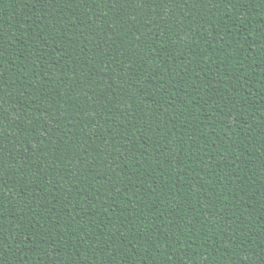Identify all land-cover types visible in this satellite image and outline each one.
<instances>
[{"label": "trees", "instance_id": "1", "mask_svg": "<svg viewBox=\"0 0 264 264\" xmlns=\"http://www.w3.org/2000/svg\"><path fill=\"white\" fill-rule=\"evenodd\" d=\"M0 264H264V0H0Z\"/></svg>", "mask_w": 264, "mask_h": 264}]
</instances>
